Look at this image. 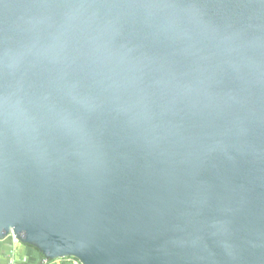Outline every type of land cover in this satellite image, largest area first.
Instances as JSON below:
<instances>
[{"label": "water", "instance_id": "95a60500", "mask_svg": "<svg viewBox=\"0 0 264 264\" xmlns=\"http://www.w3.org/2000/svg\"><path fill=\"white\" fill-rule=\"evenodd\" d=\"M45 261L264 264V0H0V240Z\"/></svg>", "mask_w": 264, "mask_h": 264}, {"label": "crops", "instance_id": "0c3cea01", "mask_svg": "<svg viewBox=\"0 0 264 264\" xmlns=\"http://www.w3.org/2000/svg\"><path fill=\"white\" fill-rule=\"evenodd\" d=\"M0 245V264H8L13 261L15 264H43L34 248L24 246L11 237L3 239Z\"/></svg>", "mask_w": 264, "mask_h": 264}, {"label": "trees", "instance_id": "16d2710c", "mask_svg": "<svg viewBox=\"0 0 264 264\" xmlns=\"http://www.w3.org/2000/svg\"><path fill=\"white\" fill-rule=\"evenodd\" d=\"M37 253V252H36ZM39 256V255H38ZM41 258V256H39ZM42 259V258H41ZM43 260V259H42ZM77 262L73 258H65V259H60V260H54V261H46L43 264H73V262ZM79 264V263H78Z\"/></svg>", "mask_w": 264, "mask_h": 264}, {"label": "built area", "instance_id": "2783aa9c", "mask_svg": "<svg viewBox=\"0 0 264 264\" xmlns=\"http://www.w3.org/2000/svg\"><path fill=\"white\" fill-rule=\"evenodd\" d=\"M8 237H11L14 241H16L17 242V238H16V236L13 234V232L11 231L10 232V234L8 235ZM46 261L44 260V263H45ZM75 262V261H74ZM77 264H78V262H76ZM8 264H15L13 261H10Z\"/></svg>", "mask_w": 264, "mask_h": 264}, {"label": "snow or ice", "instance_id": "6c2138e0", "mask_svg": "<svg viewBox=\"0 0 264 264\" xmlns=\"http://www.w3.org/2000/svg\"><path fill=\"white\" fill-rule=\"evenodd\" d=\"M3 244V241L2 240H0V245H2Z\"/></svg>", "mask_w": 264, "mask_h": 264}, {"label": "rangeland", "instance_id": "374dc122", "mask_svg": "<svg viewBox=\"0 0 264 264\" xmlns=\"http://www.w3.org/2000/svg\"><path fill=\"white\" fill-rule=\"evenodd\" d=\"M58 261V260H57ZM73 264H77L76 262H73Z\"/></svg>", "mask_w": 264, "mask_h": 264}]
</instances>
